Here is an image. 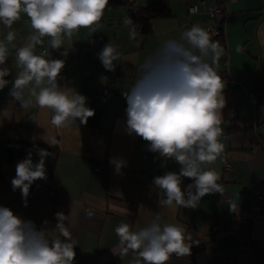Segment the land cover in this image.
Here are the masks:
<instances>
[{
    "label": "crops",
    "instance_id": "obj_1",
    "mask_svg": "<svg viewBox=\"0 0 264 264\" xmlns=\"http://www.w3.org/2000/svg\"><path fill=\"white\" fill-rule=\"evenodd\" d=\"M146 1L134 0L138 5ZM192 1L166 0L170 15L152 19L147 32L134 23L139 33L136 39L129 37L132 26L123 23L129 11L126 0H109L101 27L95 33L81 28L59 50L51 48L49 37L43 38V46H37L36 54L47 50L46 58L64 60L58 84L87 98L86 106L95 111L87 124L77 120L58 129L50 122V109L39 108L34 99L29 108L21 107L9 95L11 83L0 90V206L34 222L38 230L47 229L50 237L59 235L55 214L64 213L65 227L76 242L73 264H133L136 255L131 251L121 254L115 228L123 222L132 231H139L149 226L157 213L162 224H178L185 228L186 237H191L186 241L192 243L191 254H173L167 264H264V199L259 213L251 214L250 208L253 189L264 186V0H205L207 5L219 2L225 6L228 77L234 82L220 75L221 58L215 62L211 56L205 58L225 83L226 105L220 138L224 152L215 163L204 167L220 173L218 183L228 200L219 201V193H212L201 198L196 208L160 206V190L152 179L169 171L179 173L181 166L174 159L166 160L150 151L149 142L142 137L126 132L127 102L123 92L129 91L139 78L144 61L155 56L165 42L179 41L192 25L205 29L215 24L203 7L189 14L187 5ZM9 30L16 32V47L23 46L31 32L27 16L22 14L12 29L0 24V40ZM109 42L117 47L121 58L114 62L115 80L108 87V70L98 54ZM64 48L68 49L67 55L63 54ZM4 67L11 70L5 79L14 81L17 69L12 45ZM230 110L238 114L232 122L227 121ZM52 138L57 143L50 147L45 141ZM7 142L12 144L11 154L5 149ZM37 148L51 153L54 148L56 159L52 163L51 156L46 158L47 178L31 185L25 207L21 191H13L11 180L16 176L17 163L27 158L29 151L33 162L39 161ZM110 158L126 161L119 173ZM226 159L232 167L224 171ZM97 163L102 169L94 168ZM191 183L190 178H182V190ZM230 202L238 204L235 212L230 211ZM214 224L223 229L210 234ZM247 241L253 245L251 252L242 249ZM210 242L233 259H216Z\"/></svg>",
    "mask_w": 264,
    "mask_h": 264
},
{
    "label": "clouds",
    "instance_id": "obj_2",
    "mask_svg": "<svg viewBox=\"0 0 264 264\" xmlns=\"http://www.w3.org/2000/svg\"><path fill=\"white\" fill-rule=\"evenodd\" d=\"M109 0H0V24L12 29L13 24L26 15L31 32L27 42L20 47L13 43L16 32L9 30L0 40V90L12 84L9 95L23 108L35 105L52 112L51 124L58 129L68 127L79 120L87 124L95 115L87 105V98L73 88L61 87L58 78L64 68V60L49 59L47 50L36 54L37 46H43L49 37L52 49L63 48L65 40H71L81 28L95 33L101 27ZM130 39L139 33L131 18L123 21ZM9 45L15 48L17 73L14 81L5 77L11 70L4 67L9 59ZM67 55V48H64ZM224 49L211 39L209 32L198 24L181 34V39L169 40L155 56L144 61L140 76L129 91L123 92L127 102L126 132L149 142V150L160 157L174 159L181 167L179 173L166 172L154 178L160 190L159 205L196 208L205 195L219 193L224 188L218 183L220 173L205 168L217 161L224 152L222 110L226 105L223 95L225 83L212 64L223 55ZM103 67L114 71L121 55L110 42L98 54ZM25 90L28 98H25ZM50 147L57 141H45ZM40 157L33 162L32 152L16 165V176L11 180L13 191L19 189L27 206L31 185L38 179H46L45 161L53 153L36 149ZM117 173L126 161L110 158ZM182 178L193 183L182 190ZM238 204L230 202L229 209L237 210ZM59 235L49 236L45 228L37 229L34 222L14 215L8 207L0 206V264H73L76 242L65 227L67 216L55 214ZM157 213L151 224L132 231L127 223L115 228L119 237L121 254L129 251L136 255L133 264H167L174 254L177 257L191 254V237L178 224L161 223ZM45 224L48 222L45 221ZM63 237V239H61Z\"/></svg>",
    "mask_w": 264,
    "mask_h": 264
},
{
    "label": "built area",
    "instance_id": "obj_3",
    "mask_svg": "<svg viewBox=\"0 0 264 264\" xmlns=\"http://www.w3.org/2000/svg\"><path fill=\"white\" fill-rule=\"evenodd\" d=\"M131 1V0H129ZM188 8L187 11L189 14H194L196 12H198L200 10L201 7L204 8V10L209 11L210 16L213 17L215 19V24L213 26L211 25H207L205 27V29H207V31L209 32V35L211 37V39L215 42H218L219 45L224 49L223 55L220 57L221 58V65H222V69L220 72V75L224 78H228L227 80L230 82H234L233 79H230L228 77V56H229V52L227 50L226 47V43L224 40V28H223V21H224V12H225V6L221 3H215L212 5H207L205 4V0H193L192 2L188 3ZM228 117H227V121L228 122H232L236 119L237 117V112L235 111H228ZM224 165H223V170H229L232 167V163L231 161H229L228 159L224 160ZM94 168L96 170H100L102 169V166L97 163L95 164ZM155 178V177H154ZM154 178L152 179V181L154 180ZM253 196H254V200L253 203L251 205V214H256L259 213L261 211V204L262 201L264 199V186H259L253 189ZM217 200L219 201H223V200H228L226 193H223V195L218 194L216 196ZM246 221V224H249L248 220H244ZM223 229L219 224H214L211 227V231L210 234H215L217 233L219 230ZM210 247H212L215 250L214 253V257L216 259H224L226 261H231L233 258L232 256H229L228 254H226V251L220 247L217 246V244L215 242H210ZM242 249L246 252H251L253 250V245L251 244L250 241L244 242L242 244Z\"/></svg>",
    "mask_w": 264,
    "mask_h": 264
},
{
    "label": "trees",
    "instance_id": "obj_4",
    "mask_svg": "<svg viewBox=\"0 0 264 264\" xmlns=\"http://www.w3.org/2000/svg\"><path fill=\"white\" fill-rule=\"evenodd\" d=\"M126 3L129 11L125 19L131 18L133 24H137L144 32H147V30L150 29L152 19L170 15V10L169 7H167L166 0H147L145 5H138L134 2V0H126ZM107 77L109 87L115 80V72L108 71ZM103 93L104 91L101 92V95ZM5 149L8 153H12L13 148L11 142H7ZM52 153L53 156H51V160L53 163L56 159V150L54 148H52Z\"/></svg>",
    "mask_w": 264,
    "mask_h": 264
},
{
    "label": "rangeland",
    "instance_id": "obj_5",
    "mask_svg": "<svg viewBox=\"0 0 264 264\" xmlns=\"http://www.w3.org/2000/svg\"><path fill=\"white\" fill-rule=\"evenodd\" d=\"M95 166V165H94Z\"/></svg>",
    "mask_w": 264,
    "mask_h": 264
}]
</instances>
